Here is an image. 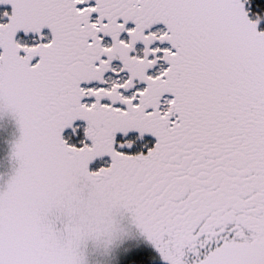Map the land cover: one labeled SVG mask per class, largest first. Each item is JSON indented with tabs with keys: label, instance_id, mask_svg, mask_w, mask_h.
I'll return each instance as SVG.
<instances>
[{
	"label": "snow or ice",
	"instance_id": "6c2138e0",
	"mask_svg": "<svg viewBox=\"0 0 264 264\" xmlns=\"http://www.w3.org/2000/svg\"><path fill=\"white\" fill-rule=\"evenodd\" d=\"M5 114L0 264H264V0H0Z\"/></svg>",
	"mask_w": 264,
	"mask_h": 264
},
{
	"label": "rangeland",
	"instance_id": "374dc122",
	"mask_svg": "<svg viewBox=\"0 0 264 264\" xmlns=\"http://www.w3.org/2000/svg\"><path fill=\"white\" fill-rule=\"evenodd\" d=\"M13 130L14 124L11 117L7 114L0 116V146L2 147V153L0 154V173L3 174H7L11 169L7 153L8 140L11 139ZM4 178H6V175Z\"/></svg>",
	"mask_w": 264,
	"mask_h": 264
},
{
	"label": "trees",
	"instance_id": "16d2710c",
	"mask_svg": "<svg viewBox=\"0 0 264 264\" xmlns=\"http://www.w3.org/2000/svg\"><path fill=\"white\" fill-rule=\"evenodd\" d=\"M2 153V147L0 146V154Z\"/></svg>",
	"mask_w": 264,
	"mask_h": 264
}]
</instances>
